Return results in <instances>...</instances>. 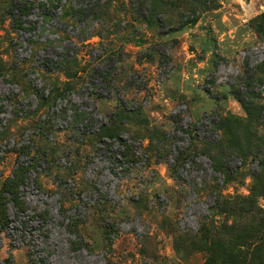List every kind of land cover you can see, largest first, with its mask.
Returning <instances> with one entry per match:
<instances>
[{
  "label": "rangeland",
  "instance_id": "rangeland-1",
  "mask_svg": "<svg viewBox=\"0 0 264 264\" xmlns=\"http://www.w3.org/2000/svg\"><path fill=\"white\" fill-rule=\"evenodd\" d=\"M18 171L0 264L250 260L264 0H0V190Z\"/></svg>",
  "mask_w": 264,
  "mask_h": 264
},
{
  "label": "trees",
  "instance_id": "trees-1",
  "mask_svg": "<svg viewBox=\"0 0 264 264\" xmlns=\"http://www.w3.org/2000/svg\"><path fill=\"white\" fill-rule=\"evenodd\" d=\"M37 155H40V151H36ZM25 177V172L23 171H18L17 174H15L13 180H8L6 181L1 190H0V224L5 222V210H4V202L6 199V196L10 198L11 200L14 199V197L17 194V190L20 185L23 184V180ZM242 215L245 219H250L251 221L259 220L261 223L264 224V219L258 217L255 213H248V212H242ZM240 239V238H239ZM243 239V238H242ZM248 240H251L248 239ZM253 240V238H252ZM256 243L254 246L255 249L253 250L252 254L250 255V260H247L246 256L242 253L239 252L237 256H232V257H224L222 259L223 264H264V257L256 255V251L258 250V247H263L264 248V235H262L259 239L253 240L252 244ZM212 246V245H211ZM218 246V245H217ZM216 260V259H215ZM214 260V263H215ZM211 262L209 261V264Z\"/></svg>",
  "mask_w": 264,
  "mask_h": 264
}]
</instances>
